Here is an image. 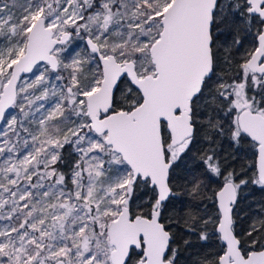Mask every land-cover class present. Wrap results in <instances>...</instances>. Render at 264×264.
Wrapping results in <instances>:
<instances>
[{"label":"snow or ice","instance_id":"snow-or-ice-1","mask_svg":"<svg viewBox=\"0 0 264 264\" xmlns=\"http://www.w3.org/2000/svg\"><path fill=\"white\" fill-rule=\"evenodd\" d=\"M250 185L264 0H0V264H264Z\"/></svg>","mask_w":264,"mask_h":264},{"label":"trees","instance_id":"trees-1","mask_svg":"<svg viewBox=\"0 0 264 264\" xmlns=\"http://www.w3.org/2000/svg\"><path fill=\"white\" fill-rule=\"evenodd\" d=\"M76 43H81L77 41ZM252 43L251 37L246 38V43L244 48L240 49V53L243 54L245 49L250 48ZM81 48L83 44L81 43ZM237 61L240 59V56L237 55ZM227 148V146H225ZM241 155L236 160H231L230 162L234 164L238 169L241 165L248 166L253 163L255 160V150L250 146L245 145L241 150ZM245 199L242 200L240 208L243 210L240 213V218L237 220V232H242L245 228L248 227V222L250 219L256 218V213L264 212V208L261 206L264 205V191H262L256 185H250L247 191L244 193ZM218 241L213 239L210 242V247L202 248L200 242L196 241L193 238V247L189 248L187 251L181 252L180 264H195L201 255H206L210 252H215L217 250ZM183 247V246H182Z\"/></svg>","mask_w":264,"mask_h":264}]
</instances>
